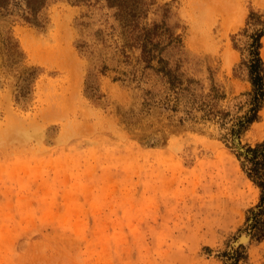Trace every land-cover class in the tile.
Segmentation results:
<instances>
[{
	"label": "rangeland",
	"instance_id": "obj_1",
	"mask_svg": "<svg viewBox=\"0 0 264 264\" xmlns=\"http://www.w3.org/2000/svg\"><path fill=\"white\" fill-rule=\"evenodd\" d=\"M145 9L140 25L180 39L163 57L181 89L137 62L105 0H0V264H234L239 247L237 264H264L247 175L264 152V102L240 131L250 84L234 48L264 0ZM234 135L263 147L243 157Z\"/></svg>",
	"mask_w": 264,
	"mask_h": 264
},
{
	"label": "trees",
	"instance_id": "obj_2",
	"mask_svg": "<svg viewBox=\"0 0 264 264\" xmlns=\"http://www.w3.org/2000/svg\"><path fill=\"white\" fill-rule=\"evenodd\" d=\"M110 7L117 10V15L121 21L123 28H127L132 33L133 44L129 48L138 49L139 55L137 62L143 63V69H151L157 74H161L169 84L171 89L183 86V73L179 71V66L175 65L170 68L168 61L163 57L168 46L180 44V39L177 35L171 32L166 23H153L151 26L140 25L138 20L145 13L147 0H105ZM247 26H251V33L248 34L249 41L247 47L235 49L239 50L243 55L246 51V56L239 63L240 67L246 70L247 81L250 84L248 109L243 116L239 117L236 126L241 131L247 128L252 123L258 120V112L262 108L264 102V60L260 57L259 50L261 48L260 40L264 36V19L260 15L251 12L247 18ZM129 27V28H128ZM246 30L243 31L245 33ZM176 48V47H173ZM127 57V56H126ZM106 67L101 68L100 73L105 71ZM190 82V81H189ZM186 88V87H184ZM212 99L217 96V90L212 89ZM209 107L208 114H213L211 108L213 104H206ZM224 115L223 112H217ZM263 144H258L254 148H249L248 152L256 153ZM251 163V168L248 169L247 175L254 184L261 190L260 202L264 204V152L260 158L254 156L248 159ZM263 226H257L255 222L252 226L251 237L261 238L264 236ZM240 248L235 249L232 253L234 264H237L240 259ZM229 254H226V256Z\"/></svg>",
	"mask_w": 264,
	"mask_h": 264
},
{
	"label": "water",
	"instance_id": "obj_3",
	"mask_svg": "<svg viewBox=\"0 0 264 264\" xmlns=\"http://www.w3.org/2000/svg\"><path fill=\"white\" fill-rule=\"evenodd\" d=\"M232 141H233V145L235 147V149L243 156V157H250L251 154L248 153L245 149L241 148L238 144V139L237 137L234 135L232 137ZM249 240V236L248 235H241L235 242L232 243V247H238L241 244H245L247 243Z\"/></svg>",
	"mask_w": 264,
	"mask_h": 264
},
{
	"label": "bare ground",
	"instance_id": "obj_4",
	"mask_svg": "<svg viewBox=\"0 0 264 264\" xmlns=\"http://www.w3.org/2000/svg\"><path fill=\"white\" fill-rule=\"evenodd\" d=\"M262 43H264V42H262ZM24 45H26V44H24ZM28 47V46H27ZM264 111V110H263Z\"/></svg>",
	"mask_w": 264,
	"mask_h": 264
}]
</instances>
